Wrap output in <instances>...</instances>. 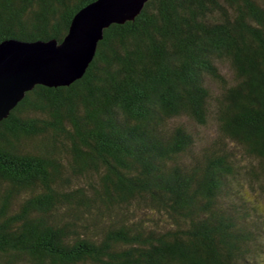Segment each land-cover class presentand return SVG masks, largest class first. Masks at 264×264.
<instances>
[{
  "label": "trees",
  "instance_id": "16d2710c",
  "mask_svg": "<svg viewBox=\"0 0 264 264\" xmlns=\"http://www.w3.org/2000/svg\"><path fill=\"white\" fill-rule=\"evenodd\" d=\"M93 1L0 0V43ZM261 199L264 0H149L0 123V264H264Z\"/></svg>",
  "mask_w": 264,
  "mask_h": 264
},
{
  "label": "water",
  "instance_id": "95a60500",
  "mask_svg": "<svg viewBox=\"0 0 264 264\" xmlns=\"http://www.w3.org/2000/svg\"><path fill=\"white\" fill-rule=\"evenodd\" d=\"M149 0H95L74 17L63 41L0 43V123L37 85L69 86L87 72L105 30L133 21Z\"/></svg>",
  "mask_w": 264,
  "mask_h": 264
},
{
  "label": "rangeland",
  "instance_id": "374dc122",
  "mask_svg": "<svg viewBox=\"0 0 264 264\" xmlns=\"http://www.w3.org/2000/svg\"><path fill=\"white\" fill-rule=\"evenodd\" d=\"M245 195L252 201L257 200V196L249 191L248 187L244 188ZM258 212L264 215V199L258 200L257 202Z\"/></svg>",
  "mask_w": 264,
  "mask_h": 264
}]
</instances>
